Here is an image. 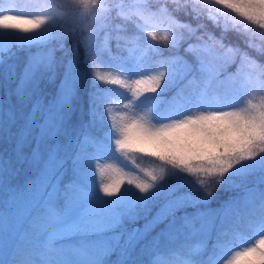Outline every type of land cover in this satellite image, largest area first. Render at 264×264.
I'll list each match as a JSON object with an SVG mask.
<instances>
[{"label":"snow or ice","instance_id":"snow-or-ice-1","mask_svg":"<svg viewBox=\"0 0 264 264\" xmlns=\"http://www.w3.org/2000/svg\"><path fill=\"white\" fill-rule=\"evenodd\" d=\"M31 7L0 0V264H264V0Z\"/></svg>","mask_w":264,"mask_h":264},{"label":"trees","instance_id":"trees-1","mask_svg":"<svg viewBox=\"0 0 264 264\" xmlns=\"http://www.w3.org/2000/svg\"><path fill=\"white\" fill-rule=\"evenodd\" d=\"M40 2H41V0H3V7H7L9 5V3H15L16 5L19 6V10L22 13H25V14L31 16V14L34 11L31 6L35 5V4H38ZM7 23L16 24V23H18V21L10 20ZM253 27H255V26H253ZM229 39L233 40V42H235L234 41V37H232L231 35H230ZM111 46H112L113 51L115 53V51H116L115 41L112 42ZM232 70L233 69H229L228 71H232ZM100 71L108 72L107 70H105L103 68ZM221 79L224 80V77H221ZM99 84H100L101 88L116 90V87L114 85L106 84V83H104L102 81L99 82ZM177 87H178V85H177ZM229 88H230V85H229V83L226 80L224 81L223 84L220 85L218 95H219V99H220V103L221 104H223L225 102V100H226V98L228 96ZM174 91H175V89L170 90L167 93V95L169 97H171L174 94ZM185 91L188 92L187 89ZM115 97H116V93H115L114 99H116ZM209 101L212 102V103H215V101H213L211 97L209 98ZM110 106H112V105H107L105 107H110ZM225 109H227V108H225ZM183 110H184L183 108L179 109V111H183ZM101 111H104V108H101ZM105 120H106V123H108L107 117L105 118ZM133 158L136 159L137 162L140 163L142 167H146V168L156 167L159 164L158 161H154L150 157L136 156V157H133ZM258 171L259 170H257V174L259 173ZM216 195H218L221 198H223L226 195H228V193L217 192ZM259 235L260 234L257 233V232H254L251 227L247 226V217H245L244 220L241 221V226H240L239 230L234 235H230L229 236V241H230V244L232 246H239L240 247L241 244H250Z\"/></svg>","mask_w":264,"mask_h":264},{"label":"rangeland","instance_id":"rangeland-1","mask_svg":"<svg viewBox=\"0 0 264 264\" xmlns=\"http://www.w3.org/2000/svg\"><path fill=\"white\" fill-rule=\"evenodd\" d=\"M13 15L15 14V13H12ZM234 15V14H233ZM237 19H239L238 17H237ZM101 72V74L102 75H104L106 78L109 76V75H114V73H109V72H105V71H100ZM103 82V81H102ZM115 86V85H114ZM116 87V100H117V104H113L112 106H110V107H112V108H114L115 110H119V108L117 107V105L119 104V97H120V94L121 93H123L124 92V90L123 89H118L117 88V86H115ZM226 110H228V109H226ZM97 163L99 164V165H101V166H107V165H109V164H112L113 162L111 161V160H103V159H101V160H98L97 161ZM259 172V171H258ZM259 174V173H258ZM106 182H108V178H107V175H105V176H100V174H99V171H97V173H96V176H95V179H94V183H95V185L99 188L100 186H101V184L102 183H106ZM124 187H128V185H123L122 187H121V192H123V188ZM112 198H115V197H112ZM234 247H239V246H234Z\"/></svg>","mask_w":264,"mask_h":264}]
</instances>
